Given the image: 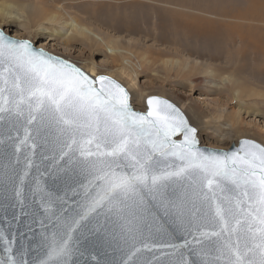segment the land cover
Segmentation results:
<instances>
[{
  "label": "water",
  "instance_id": "95a60500",
  "mask_svg": "<svg viewBox=\"0 0 264 264\" xmlns=\"http://www.w3.org/2000/svg\"><path fill=\"white\" fill-rule=\"evenodd\" d=\"M27 42L33 51L63 61L93 81L100 77L92 78L73 63ZM3 67L6 65L0 70ZM4 95L11 106L9 93ZM152 97L173 105L194 128L179 108L161 97H147L145 111L140 112L132 108L128 94V105L132 111L147 115V101ZM22 107L23 116L14 111L0 113V264H228L227 251L223 256L220 252L227 234L211 233L220 231L216 205L227 207L222 195L233 193L221 194L217 189L213 201L206 181L195 173L167 177L153 185V174L174 172L183 164L176 157L157 155L149 165L146 185L137 182L135 191L117 192L89 211L105 188L104 181L98 179L103 167L100 161L115 158L82 156L79 142L88 137L80 131H75L78 143L70 151L64 145L71 142L72 132L61 134L57 130L67 126L57 125L48 113H36L37 119L29 124L27 105ZM26 134L29 138L22 143ZM172 140L181 142L183 134ZM195 140L197 149L216 154L238 152L243 142L263 147L244 138L226 150L200 146L196 132ZM88 147L96 151L95 144ZM119 162L124 167L116 169L118 172L131 176L136 171L131 161L121 157ZM223 184L234 187L230 181ZM64 241L68 242L67 251L50 255ZM248 243L251 246V241Z\"/></svg>",
  "mask_w": 264,
  "mask_h": 264
},
{
  "label": "rangeland",
  "instance_id": "374dc122",
  "mask_svg": "<svg viewBox=\"0 0 264 264\" xmlns=\"http://www.w3.org/2000/svg\"><path fill=\"white\" fill-rule=\"evenodd\" d=\"M254 1L0 0V29L93 78L116 81L134 110L144 112L150 96L168 100L196 129L200 146L226 150L244 138L264 147V64L243 40L253 37L250 29L264 31ZM67 15L112 41L130 63L67 30Z\"/></svg>",
  "mask_w": 264,
  "mask_h": 264
},
{
  "label": "snow or ice",
  "instance_id": "6c2138e0",
  "mask_svg": "<svg viewBox=\"0 0 264 264\" xmlns=\"http://www.w3.org/2000/svg\"><path fill=\"white\" fill-rule=\"evenodd\" d=\"M4 65L0 70V113L14 111L23 116L22 105H27L29 124L37 119L36 113H48L57 125L67 126L57 129L61 134L72 132L71 142L64 145L70 151L78 143L75 131H80L88 137L79 142L82 156L115 158L100 161L103 167L98 179L104 181L105 188L89 211L117 192L135 191L137 182L146 185L149 165L157 155L173 156L183 162L182 166L174 172L153 174V185L167 177L195 173L206 181L213 201L217 189L221 194L233 193L222 195L227 207L216 205L220 231L211 235L227 234L220 252L223 256L227 251L228 264H264V147L243 142L238 152L229 154L201 151L195 147L196 130L167 101L152 97L147 101V115L134 112L128 105V93L119 84L104 76L93 81L79 69L33 51L27 41L10 40L0 31V66ZM5 92L11 97V106ZM178 133L183 134L179 143L172 140ZM28 138L26 134L22 143ZM93 144L95 152L88 147ZM121 157L132 162L130 166L136 171L131 176L116 170L124 167ZM223 181L234 187L227 188ZM67 243L53 248L50 255L64 254Z\"/></svg>",
  "mask_w": 264,
  "mask_h": 264
},
{
  "label": "bare ground",
  "instance_id": "6f19581e",
  "mask_svg": "<svg viewBox=\"0 0 264 264\" xmlns=\"http://www.w3.org/2000/svg\"><path fill=\"white\" fill-rule=\"evenodd\" d=\"M249 3H250V1H249ZM253 5H254V7H259V9H256L255 11H254V9H251L252 11H254V18H255V20L256 21H258V22H261V23H263L264 22V14L263 15H261L262 13H264V0H255L254 1V3H253ZM217 6V5H216ZM222 6V5H221ZM237 9V8H236ZM222 10V9H221ZM225 10V9H224ZM258 10V11H257ZM261 11H262V13H261ZM234 12V11H233ZM261 13V14H260ZM220 14V13H219ZM230 15H231V13H229ZM235 14V13H234ZM233 14V15H234ZM223 15H225V13L223 14ZM223 15H221V16H223ZM229 15V16H230ZM233 15H231L232 17H233ZM209 16H213V15H209ZM216 16V15H215ZM67 17V21L64 23V25H65V28L67 29V30H71L72 32H75V33H77V34H79L80 36H83V37H86V39L87 38H89V40H91V39H93V40H95V41H98L99 42V44L101 45V46H103L104 47V49L107 51V53L109 54V55H112V56H115V55H119V56H122V58H125V60H122V61H124V63L125 64H127V63H130V61H129V59L128 58H126V57H124L123 55H122V52L121 51H119L118 50V48H116L114 45H112V44H114L112 41H108V40H106L105 39V37H103V36H101L99 33H96V32H94L93 30H91V29H88L87 27H85V26H83L82 24H80L78 21H76L74 18H72L71 16H66ZM235 17V16H234ZM218 18H220V16L218 17ZM222 18V17H221ZM225 20V19H224ZM228 22V21H227ZM234 23V22H233ZM216 24V23H215ZM224 24V23H223ZM239 25V24H238ZM236 26V25H235ZM241 26V25H240ZM63 27V26H62ZM238 27V26H237ZM224 28V27H223ZM232 28H234V27H232ZM225 29V28H224ZM223 29V30H224ZM238 29H239V27H238ZM226 30H228V28L226 29ZM247 30V29H246ZM249 30V29H248ZM247 30V31H248ZM246 31V32H247ZM249 32H251V34L253 35V37H250V38H248V39H243L242 37V39L243 40H247V41H252V44H253V49H254V51H256V53H255V56L258 58V59H260L261 60V62L264 64V31L262 32V31H260V28H253V29H250V31ZM229 33V32H228ZM230 33H231V31H230ZM233 34V33H232ZM238 34V33H237ZM243 34H244V32H243ZM227 35V34H226ZM234 35V34H233ZM247 35V34H246ZM249 35V34H248ZM247 35V36H248ZM217 36V35H216ZM224 36V35H223ZM232 36V35H231ZM66 37V36H65ZM228 37V36H227ZM233 38V37H232ZM231 38V39H232ZM230 39V38H229ZM235 39V38H234ZM215 40V39H214ZM222 40V39H221ZM233 40V39H232ZM232 40H230V41H232ZM216 41V40H215ZM229 42V41H228ZM227 42V43H228ZM216 43V42H215ZM226 43V42H225ZM229 44V43H228ZM220 45V44H219ZM219 45H218V47H219ZM224 45V44H223ZM230 45V44H229ZM233 46V45H232ZM242 46V45H241ZM222 48V47H221ZM224 48V47H223ZM229 48V47H228ZM245 48H247V46L245 47ZM251 48V47H250ZM235 49V48H234ZM239 49H241V48H239ZM238 49V50H239ZM232 50V49H231ZM249 50V49H248ZM230 51V50H229ZM245 51H247V50H245ZM126 52V51H125ZM223 52H225V51H223ZM227 53H228V51H226ZM240 52V51H239ZM243 52V51H242ZM251 52V51H250ZM129 53V52H128ZM237 53V52H236ZM246 53V52H245ZM248 53H249V51H248ZM222 54V53H221ZM230 54H231V52H230ZM129 55V54H128ZM240 55V54H239ZM238 55V56H239ZM251 55V54H250ZM223 56V55H222ZM237 56V55H236ZM252 56H253V54H252ZM132 57H134V56H132L131 54H130V56H129V58H132ZM224 57V56H223ZM227 58V57H226ZM233 58V57H232ZM235 58V57H234ZM240 58V57H239ZM248 58V57H247ZM256 58V59H257ZM228 59V58H227ZM243 59V58H242ZM251 59V58H250ZM236 61H237V59H235ZM231 60H230V58H229V62H230ZM236 61L234 62V65H235V63H236ZM258 62V61H257ZM260 62V63H261ZM102 63V62H101ZM250 63H252V61L250 62ZM261 63V64H262ZM136 64V63H135ZM237 64V63H236ZM137 65V64H136ZM233 65V64H232ZM131 66H132V63H131ZM133 69V68H132ZM134 71V70H133ZM135 72V71H134ZM93 78V77H92ZM133 87L135 88V85H133ZM141 111V110H140ZM213 146V145H212ZM211 146V147H212ZM211 147H209V148H211ZM214 148V147H213Z\"/></svg>",
  "mask_w": 264,
  "mask_h": 264
}]
</instances>
